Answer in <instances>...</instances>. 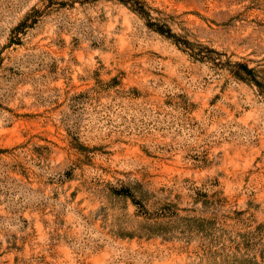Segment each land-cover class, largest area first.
<instances>
[{"label":"rangeland","instance_id":"374dc122","mask_svg":"<svg viewBox=\"0 0 264 264\" xmlns=\"http://www.w3.org/2000/svg\"><path fill=\"white\" fill-rule=\"evenodd\" d=\"M0 264H264V0H0Z\"/></svg>","mask_w":264,"mask_h":264},{"label":"trees","instance_id":"16d2710c","mask_svg":"<svg viewBox=\"0 0 264 264\" xmlns=\"http://www.w3.org/2000/svg\"><path fill=\"white\" fill-rule=\"evenodd\" d=\"M244 68V72L250 77L251 80L258 82L257 79V70L255 68H250L248 65H242Z\"/></svg>","mask_w":264,"mask_h":264}]
</instances>
